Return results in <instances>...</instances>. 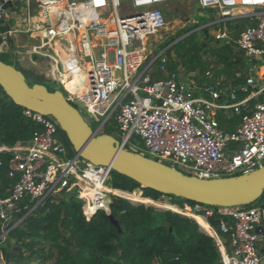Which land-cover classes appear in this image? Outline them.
Segmentation results:
<instances>
[{
  "label": "built area",
  "instance_id": "obj_1",
  "mask_svg": "<svg viewBox=\"0 0 264 264\" xmlns=\"http://www.w3.org/2000/svg\"><path fill=\"white\" fill-rule=\"evenodd\" d=\"M22 1L0 0V53L7 51L16 35L38 39L25 53L48 60L45 76L62 87L70 103L80 105L76 107L88 122H98L97 134L114 122L111 134L121 148L144 151L202 178L246 173L264 164V85L259 86L251 75L245 77L242 91L263 94L253 104L247 98L220 102L222 94L234 99L235 90H216L213 84L204 86L209 97L196 95L178 69L169 67L172 43L164 44L159 37L167 24L164 7L171 0H27L29 16L38 15L40 20L28 19L24 28L7 18V12H15ZM196 2L200 8L216 11L218 18L212 20L216 23L235 15L252 16L255 22L240 31L235 44L245 57L264 59V0ZM238 7L253 9L235 14ZM215 37L228 38L225 29ZM155 44L163 45L155 50ZM74 72L81 74L86 88L82 94L65 88V77ZM205 73L212 77L210 70ZM227 107L238 116L232 130L221 126L217 117ZM22 112L37 125L31 137L13 145L0 144V166L5 165L7 175L14 179L0 196V264H12L2 253L10 230L50 194L80 187L77 196L84 199L83 214L89 219L97 210L110 209L109 195L127 197L111 190L131 193L111 186L110 165L91 163L67 145L53 116L26 108ZM143 197L146 201L141 203L154 204L155 198ZM169 205L176 209H167L187 216L182 211L188 208L205 219L215 212L226 217L219 220L218 228L228 234L234 255L220 238L215 239L221 264H259L264 258L260 250L264 247V205L259 201L231 207L195 202ZM22 210L26 212L21 215Z\"/></svg>",
  "mask_w": 264,
  "mask_h": 264
},
{
  "label": "trees",
  "instance_id": "obj_2",
  "mask_svg": "<svg viewBox=\"0 0 264 264\" xmlns=\"http://www.w3.org/2000/svg\"><path fill=\"white\" fill-rule=\"evenodd\" d=\"M185 32L188 30L185 29ZM198 32L207 36V28L204 27L190 31L178 40L175 36L171 37L164 43H172L168 50L170 68L181 66L185 71L203 72L213 64L222 65L228 74H233L245 66L242 57L234 56L233 42L222 40L221 44L207 48L205 44H199ZM238 33L239 30L235 29L233 38ZM171 51L175 56L170 54ZM5 57L4 53L0 54L2 61L14 64L6 61ZM14 66H17L16 63ZM19 69L29 84L43 83L50 90L55 87L53 81L38 74L29 81L27 73ZM238 81L242 82L243 77ZM244 94L246 92H241L238 97ZM22 111L23 108L13 103L0 86V144L13 145L31 137L37 125ZM217 117L221 126L238 118L237 115L227 118L224 113H219ZM113 129L114 122L105 127L108 133H112ZM62 137L69 145L64 132ZM13 182L14 179L7 175L6 166H0V196L6 194V188ZM110 184L113 188L130 192L140 187L143 196L152 198L162 194L142 187L115 171L111 173ZM78 191L77 186L63 188L50 194L26 214L20 225L9 232L2 246L4 258L12 264H221L215 239L199 226L205 227V221L188 208L186 214L192 217L173 211L176 209L174 205H166L173 210H158L150 205L116 197L114 200L117 203L110 204V211L118 222L114 224L102 209L86 219L83 214L85 201L77 196ZM111 191L120 192L132 200L146 201L139 192ZM27 201L28 198L24 200ZM257 201L264 205V192ZM183 202L194 203L171 195V203L182 205ZM25 212L22 210L21 215ZM194 218L199 220V224ZM221 218L226 217L215 212L207 221L225 238L228 234L218 228ZM224 243L227 246L229 240H224Z\"/></svg>",
  "mask_w": 264,
  "mask_h": 264
},
{
  "label": "water",
  "instance_id": "obj_3",
  "mask_svg": "<svg viewBox=\"0 0 264 264\" xmlns=\"http://www.w3.org/2000/svg\"><path fill=\"white\" fill-rule=\"evenodd\" d=\"M237 53L243 55L244 51ZM0 86L16 105L53 116L74 151L82 158L94 164L110 165L113 171L142 187L195 203L222 207L253 203L264 192V164L246 173L202 178L140 152L121 148L119 140L111 133L97 134L57 86L50 90L43 83L29 84L21 69L1 59ZM106 212L109 220L118 224L110 209ZM231 254L234 255L233 247ZM259 264H264V258Z\"/></svg>",
  "mask_w": 264,
  "mask_h": 264
},
{
  "label": "rangeland",
  "instance_id": "obj_4",
  "mask_svg": "<svg viewBox=\"0 0 264 264\" xmlns=\"http://www.w3.org/2000/svg\"><path fill=\"white\" fill-rule=\"evenodd\" d=\"M164 10L166 12L167 24L159 34V37H161L162 43H165L167 40H169L171 37H174V36L176 37V40H178L179 38H182L184 35L188 34L190 31L200 30L204 27L207 28V36H205V34H203L202 32H198L199 44H205L207 48L208 47L210 48L213 45L221 44L222 40L233 42L231 40L232 34L231 36L229 34V37H230L229 39L228 38L227 39H217L215 37V34L219 32L221 27L218 26L219 25L218 23L213 22L212 20H215L216 18H218V14L216 13L215 10L200 8L197 5L196 0H171L164 7ZM31 11L32 12L30 13H35L34 10H31ZM28 16H29V13H28V7H27V0L22 1L21 5L15 12L13 13L7 12V18L10 24H17L18 26L23 27V28L28 25ZM185 29H187L188 32H185ZM14 40L16 43H19V44L25 43V47H30L32 44L39 43L38 39H32L28 37L27 35H22V36L16 35ZM161 45L162 44H159V45L155 44V50L159 49ZM20 50H23V49L20 48ZM9 53L10 54L4 53L6 55L4 59L6 61H10L14 63L13 65H15L16 62H18L16 63L17 65L16 67L22 68L27 73L29 81H32L36 74L42 75L46 79H48L44 74V71L49 65L48 60L37 58L36 56H32L30 58V56L26 53L19 54L16 52L14 53V56H13V48L10 49ZM170 54L172 56H175V53L173 51H171ZM14 58L16 59L15 60L16 62L14 61ZM245 59L247 60L246 62L248 63V60H250L251 58L246 56ZM262 68L263 67H261V69ZM54 86H57V85L54 84ZM68 86H70L71 89L73 87L70 83H68ZM60 89H62V87H60ZM76 105L78 108H80L79 104H76ZM89 123H91L94 127L98 125V122L91 121ZM104 132H106L105 129H104ZM139 152L144 155H147L144 151H139ZM175 166L178 169L180 168V166H178L177 164H175ZM77 188L80 189V187L78 186ZM134 192H139L142 195V190L140 189V187L135 188ZM84 194L86 193H83V195ZM109 196L111 200L115 199L114 196L112 195H109ZM127 198L128 197H126L125 199ZM129 201L134 202V203H141V201L132 200V199H130ZM142 202H145V201H142ZM170 202H171V195L160 194L157 198H155L154 204L152 203V205L150 206L158 210H166L167 209L166 205L169 204ZM84 205H85V202L83 206Z\"/></svg>",
  "mask_w": 264,
  "mask_h": 264
},
{
  "label": "crops",
  "instance_id": "obj_5",
  "mask_svg": "<svg viewBox=\"0 0 264 264\" xmlns=\"http://www.w3.org/2000/svg\"><path fill=\"white\" fill-rule=\"evenodd\" d=\"M253 8H235L234 9V13L238 14L240 11H251ZM29 19V16H28ZM255 22V19L252 16H247V15H235L233 18L227 19L225 21L219 22L218 26H220V30L225 29L228 39L229 34L231 36L232 34V38L231 40L233 41V46H234V56L236 57H242L244 59V64L245 66L243 68H239L237 70L234 71L233 74H228L227 70L223 69L222 65H218V66H213V64H210L209 67H207L203 72H198V71H185L184 69H182L181 66H179L177 69L179 71V76L181 79L185 80L188 85L190 87H192L195 90L196 95H201V96H205V97H209L208 93H206L204 91V86L206 84H213V86L215 87V89H221V90H225L226 92H230L232 89L235 90V98L232 99L229 95L226 94H222V96L220 97L219 101L220 102H235L236 100H240L243 98H247L248 102L250 104L255 103L256 101L260 100L263 97V94H256V95H252L246 92V94H244L242 97H238L241 92H244L240 89V86L245 82V77L246 76H253L257 79L259 86H263L264 85V59L262 60H256V59H250L248 60V63L246 62L247 60L245 59L244 54H240L237 53L239 51V49H237L236 44H235V39L238 37L240 31L246 26V25H250L252 23ZM235 29L239 30V33L237 35L236 38H233L234 36V31ZM19 36H22L19 35ZM13 48V56L14 53H18L20 52V54L24 53L26 51V47H25V43H16L15 40L13 39L12 42V38L9 40L8 46H7V51L2 52L0 54L3 53H9L10 49ZM20 48H22L23 50H20ZM12 56V55H10ZM16 59L14 58V61ZM16 62V61H15ZM18 63V62H16ZM261 67H263L261 69ZM210 70L212 72V77H208L206 75V71ZM261 72H260V71ZM240 72L241 75L238 76L237 73ZM155 77H159L160 74L159 73H155L154 74ZM77 77V74H76ZM243 77V81L240 82L238 81V78ZM76 81V80H75ZM78 83H76V86L73 88L72 91H75L76 89H80V86L78 85ZM219 113H224L226 114L227 118H230L231 116L235 115L233 113V110L231 107H227L225 109H222L218 112ZM238 123V118L235 122H225V124H223L222 126L225 127L228 130H232L236 127ZM184 213H187L186 211H183ZM192 213V212H191ZM194 214V213H193ZM199 216L198 214H194ZM192 217V216H191ZM201 217V216H200ZM202 218V217H201ZM197 223L199 224V220L197 218H194ZM205 221V227L204 226H200L201 230L204 231L205 233L211 235L214 239H218L220 238L222 240V242L224 243V240H229V244L226 246L225 243L224 245L231 250V244H230V238L228 235L225 236V238L223 236H221L217 230L212 227L209 222L207 221V219L202 218ZM261 252H264V247L260 248Z\"/></svg>",
  "mask_w": 264,
  "mask_h": 264
},
{
  "label": "bare ground",
  "instance_id": "obj_6",
  "mask_svg": "<svg viewBox=\"0 0 264 264\" xmlns=\"http://www.w3.org/2000/svg\"><path fill=\"white\" fill-rule=\"evenodd\" d=\"M29 19L32 20V21H34V22H37V21L40 20V17L38 15H34V16H29ZM76 74H77V77H76ZM80 75L81 74H79L78 72H74L72 74V76L65 77V79H64V85H65V88H67V90L69 92H72L74 94H82L84 92V90L86 89L82 85V83L80 81V79H81ZM68 83H70L73 86L72 89L70 88V86H68ZM76 83H78V85L80 86V89H76L75 91H72L73 88L76 86Z\"/></svg>",
  "mask_w": 264,
  "mask_h": 264
}]
</instances>
